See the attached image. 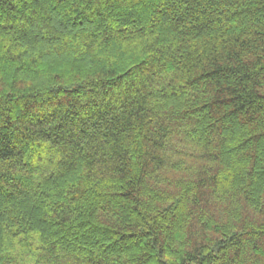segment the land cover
Masks as SVG:
<instances>
[{
    "label": "trees",
    "instance_id": "trees-1",
    "mask_svg": "<svg viewBox=\"0 0 264 264\" xmlns=\"http://www.w3.org/2000/svg\"><path fill=\"white\" fill-rule=\"evenodd\" d=\"M0 264H264V0H0Z\"/></svg>",
    "mask_w": 264,
    "mask_h": 264
}]
</instances>
